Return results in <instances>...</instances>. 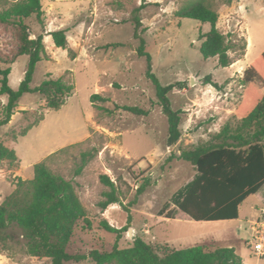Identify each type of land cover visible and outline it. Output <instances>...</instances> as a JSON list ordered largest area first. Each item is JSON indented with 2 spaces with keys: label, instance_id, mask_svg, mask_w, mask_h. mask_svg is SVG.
Segmentation results:
<instances>
[{
  "label": "rangeland",
  "instance_id": "rangeland-1",
  "mask_svg": "<svg viewBox=\"0 0 264 264\" xmlns=\"http://www.w3.org/2000/svg\"><path fill=\"white\" fill-rule=\"evenodd\" d=\"M40 1L44 27L34 18L26 21L34 38L44 35L45 47V58L37 63L30 87L39 86L46 78H60L74 90L57 111L47 109L40 95L24 94L10 122L0 127V142L17 156L14 165L0 163V205L14 191L18 178L31 180L34 165L56 153L47 165L72 183L89 221V225L77 222L67 249L70 254L111 250L115 235L99 226L105 220L116 229L127 227L119 248L129 247L135 237L153 247L174 250L231 247L243 264H264L246 245L251 240L248 221L264 209V185L239 206L236 220L195 222L178 211L174 219L159 216L165 205H169L167 211H175L172 197L196 175L194 167L178 159L180 152L209 142L226 124L235 129L241 123L237 110L246 87L243 74L264 52V0H204L218 14L219 32L235 45L228 53L231 65L227 68L199 53L202 41L198 36L208 32L210 25L175 16L176 11L197 0ZM140 5L144 8L139 13V33L151 57L152 73L162 86L184 84V89L176 88L168 95L172 109L182 111L181 138L175 145L167 142V121L154 86L146 78V59L136 54L139 41L134 39L131 18L133 9ZM4 7L0 2V8ZM61 29L67 30L66 49L57 48L51 36L45 35ZM16 50L14 31L0 26V59L10 62L0 68H10L8 85L13 90L18 89L28 64L26 55L14 56ZM208 75L219 90L204 84ZM93 94L108 101L91 103ZM6 102L7 97L0 96V114ZM114 105L135 106L149 113L105 112ZM61 149L66 150L57 153ZM91 150L97 151L94 158L74 176L80 153ZM171 154L174 158L165 164ZM101 175H107L120 191V203L105 210L98 206L102 194L109 190L101 184ZM143 181L149 186L138 195ZM130 229L132 239L128 237ZM0 264L50 261L29 256L18 238L0 241Z\"/></svg>",
  "mask_w": 264,
  "mask_h": 264
},
{
  "label": "trees",
  "instance_id": "trees-1",
  "mask_svg": "<svg viewBox=\"0 0 264 264\" xmlns=\"http://www.w3.org/2000/svg\"><path fill=\"white\" fill-rule=\"evenodd\" d=\"M5 5L0 8V26L11 28L17 43L15 57H28L27 69L17 90L8 85L10 68H0V96H6L7 102L0 114V127L7 125L14 115L18 101L24 94L36 93L43 97L47 109L57 111L65 105L72 95L74 86L62 79L46 78L39 86L30 87L37 63L45 58L43 34L30 39L28 19L34 18L40 27H44V12L40 0H0ZM144 5L133 9L131 22L134 26V39L139 41L136 54L144 57L147 63L146 78L155 89L157 103L167 121V142L175 145L181 138L179 129L181 110H173L169 93L174 89H184V84L176 82L162 86L152 73L149 53L145 50V41L140 36V11ZM179 19H191L210 25L208 32L200 33L199 53L203 59L217 60L220 68L231 65L229 51L232 43L216 27L218 14L211 10L204 0L189 3L175 12ZM66 29L51 31L57 48L66 49ZM112 46V45H111ZM9 61L0 59V65ZM219 90L208 75L203 80ZM242 83L245 85L243 101L237 110L241 123L235 129L226 124L209 142L199 144L192 149L182 150L178 159L189 163L196 171L195 177L180 189L173 197L176 208L168 210L165 205L159 216L174 219L178 212L195 222H216L236 220L239 206L250 196L255 195L264 185V52L244 71ZM91 103L108 101L93 94ZM128 112L136 116H147L149 111L135 106L114 105L112 110ZM61 149L57 153L65 152ZM96 150L80 153L79 164L74 176H79L85 166L94 158ZM56 153L34 165L33 178L29 181L17 179L14 191L0 205V241L21 238L26 253L31 257L49 259L50 264L79 263L90 260L94 264H243L242 259L231 247H218L207 251L205 246L174 250L167 246L153 247L135 237L129 247L119 248L118 242L127 227L116 229L105 220L99 226L107 233L115 235V242L109 251L90 250L86 254H70L67 249L75 226L82 220L89 225L86 211L80 203L70 181L53 173L47 161ZM171 154L165 164L171 162ZM14 165L17 162L15 152L0 142V163ZM101 184L109 190L102 194L98 203L101 210L119 204L120 191L107 175L99 177ZM149 186L143 181L137 190L141 194ZM133 203H131L132 205ZM126 212H129L124 206ZM130 221V217H128Z\"/></svg>",
  "mask_w": 264,
  "mask_h": 264
},
{
  "label": "built area",
  "instance_id": "built-area-1",
  "mask_svg": "<svg viewBox=\"0 0 264 264\" xmlns=\"http://www.w3.org/2000/svg\"><path fill=\"white\" fill-rule=\"evenodd\" d=\"M249 223L250 241L246 245L252 247L254 256L259 260H264V209H261L259 215Z\"/></svg>",
  "mask_w": 264,
  "mask_h": 264
},
{
  "label": "water",
  "instance_id": "water-1",
  "mask_svg": "<svg viewBox=\"0 0 264 264\" xmlns=\"http://www.w3.org/2000/svg\"><path fill=\"white\" fill-rule=\"evenodd\" d=\"M30 39H34V35L33 34H30ZM192 83H193V81H191V85H192ZM128 237L130 238V239H132V230L130 229L129 231H128Z\"/></svg>",
  "mask_w": 264,
  "mask_h": 264
},
{
  "label": "crops",
  "instance_id": "crops-1",
  "mask_svg": "<svg viewBox=\"0 0 264 264\" xmlns=\"http://www.w3.org/2000/svg\"><path fill=\"white\" fill-rule=\"evenodd\" d=\"M49 32V31H48Z\"/></svg>",
  "mask_w": 264,
  "mask_h": 264
}]
</instances>
